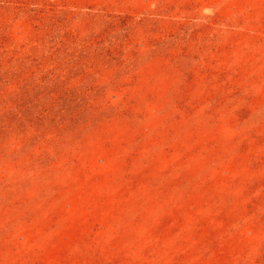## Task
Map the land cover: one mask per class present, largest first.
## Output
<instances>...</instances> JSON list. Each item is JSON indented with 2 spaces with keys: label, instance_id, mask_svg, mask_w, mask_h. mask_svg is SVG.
Masks as SVG:
<instances>
[{
  "label": "rangeland",
  "instance_id": "374dc122",
  "mask_svg": "<svg viewBox=\"0 0 264 264\" xmlns=\"http://www.w3.org/2000/svg\"><path fill=\"white\" fill-rule=\"evenodd\" d=\"M0 264H264V0H0Z\"/></svg>",
  "mask_w": 264,
  "mask_h": 264
}]
</instances>
